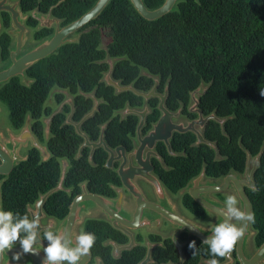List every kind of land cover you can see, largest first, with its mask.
<instances>
[{"label":"trees","instance_id":"16d2710c","mask_svg":"<svg viewBox=\"0 0 264 264\" xmlns=\"http://www.w3.org/2000/svg\"><path fill=\"white\" fill-rule=\"evenodd\" d=\"M20 2L25 16L34 11L62 22V27L79 20L88 13L99 0H12ZM166 0H145L150 11L159 9ZM5 27L11 24L10 17L3 15ZM31 28L38 23L31 17L27 22ZM92 28V29H91ZM90 29V30H89ZM53 32H35L34 39L41 43ZM78 43L62 47L49 59L42 61L28 73L30 86L21 79H15L0 89V101L9 110L11 127L22 130L28 118L32 119V130L41 144L45 140L44 118L52 114L47 101L51 92L58 88L54 101H66V93L73 98L76 107L75 121L80 122L93 108L94 94L102 104L93 119L87 122L83 131L92 141H98L100 129L110 122L106 130V142L116 149L120 146L128 151L133 149L138 119L130 117L121 122L116 113L127 105L135 108L143 106V100L131 92L117 95L113 88L103 82L109 72L105 64L107 57L115 60L114 80L124 87L133 86L137 91L149 92L157 77L164 92L169 83L167 107L172 112L184 108L183 115L189 120L197 119L188 111L191 95L201 86L208 87L201 98L200 110L205 117L216 113L220 119H227L222 127L210 122L205 130L206 141L213 143L217 151L207 145L196 146L193 134L176 135L172 140L169 155L164 145L157 147L168 170L156 163V171L166 188L174 195L183 191L198 177L203 169L207 178L221 179L232 173L244 174L247 153L252 158L260 155L264 148V0H179L174 11L155 22L143 19L129 0H113L102 16L80 33ZM78 35V36H79ZM103 35L110 39L107 49L102 48ZM11 38L3 33L0 45L3 59H9ZM158 101L152 100V114L148 118L145 134L157 123L160 113ZM65 113L54 118L51 124V138L47 148L51 154L43 162L41 153L31 149L28 158L18 164L13 174L1 187L2 209L28 213V206L34 205L42 195L59 186L62 178V161L70 167L63 182L64 189L54 194L45 211L53 218L63 220L69 213L75 197L81 194V184L88 182L89 190L98 195L115 198L114 187H121L118 175L105 168L107 154L97 152L94 166L88 161L89 151H85L80 161L76 155L83 140L74 128L63 127ZM3 178L0 177V181ZM256 191H248L255 222L257 248L264 245V153L255 175ZM183 206L193 216L204 219L206 212L188 195L183 198ZM85 232L97 237L91 251L105 264H139L146 257L147 249L142 246L144 239L137 236L140 244L117 261L112 257L111 248L104 247L107 241L126 245L128 239L114 231L108 223L90 221ZM152 243H162L160 237H149ZM187 241V237H183ZM196 251L184 249L185 264H200L206 260L225 258L213 257L209 246H203L196 239ZM47 243V241H46ZM153 258L156 264H179L180 257L171 241H164L157 248Z\"/></svg>","mask_w":264,"mask_h":264},{"label":"water","instance_id":"95a60500","mask_svg":"<svg viewBox=\"0 0 264 264\" xmlns=\"http://www.w3.org/2000/svg\"><path fill=\"white\" fill-rule=\"evenodd\" d=\"M112 1L113 0H99L94 8L88 13L82 16L79 20L70 23L65 27H62V22L60 20L53 17L52 12L44 15L37 10L34 11L31 17L39 24V31H54V34L33 48L26 50L25 47L28 42L29 31L26 26V18L20 8V2L0 0V12L7 13L11 16L14 29L11 33L13 38L11 62L6 68L0 69V87L18 78L21 79L25 86H30L31 81L28 79L27 73L42 61H45L52 55L56 54L62 47L78 43L80 39L79 33L93 22L97 21ZM129 1L138 14L149 22H155L168 16L174 11L179 2V0H166L159 9L150 11L144 4L145 0ZM25 51L27 53L24 54ZM1 54L0 49V65L2 62ZM115 63V60L111 59L109 56L105 61V64H107L110 68L103 80L107 87L113 88L117 95L131 92L135 96L143 98L146 102H149L153 98H159L161 101L159 110L162 113V117L145 138L141 137L140 132L146 127L147 117L150 114L149 109L146 108L142 112L127 109L123 114L124 116L135 115L140 118V124L138 127L140 147L136 148L134 153L129 156L126 155V151L123 148H118L116 152H113L108 148L104 140L106 126L102 128V135L99 143H92L89 138L82 133V125L94 117L99 105L101 104V101L97 100L94 94L89 96L94 101V108L92 112L88 114L81 123L75 124L72 121L74 117V106L72 104L73 98L66 93L67 99L61 106L60 110L54 113L53 116L46 121V124L48 125L47 131H49L50 123L55 116L62 112V108L65 105H70L72 107V114L69 116L66 125L74 126L78 136L85 140V144L82 146L80 154L85 148L91 149L92 161L95 151L103 148L110 155V159L107 164V167L110 169L112 168L113 162L122 161L119 174L123 180L125 188L132 195L136 208H131L125 200L124 192L121 190H117L119 199L113 200L100 195L92 194L88 191L87 185H83L82 195L78 196L74 200L70 215L60 227L58 234L65 233L70 236L73 241V246H75V239L77 236L75 232L76 228L83 223L84 219L93 218L102 214L109 222H111L112 227L116 231L122 232L130 238V245L126 247H119L118 245L111 243V245L116 248V255L118 256L120 252L132 250L136 246L132 231L147 229L148 232L154 234L158 232L163 224V221L166 220L176 230L173 236V242L181 258L180 264H185L186 259L183 249L186 244H182L180 242V236L187 233L190 237L203 242L205 237L213 234V228L218 223L225 220L223 212L226 211V207L220 202L214 200L211 197L213 194H234L239 200L240 206L253 213L252 205L247 196V190L256 191L255 175L260 167V161L264 153V148L260 155L254 159L249 153H247V163L244 175L245 178H243V175L240 173H232L219 180H206V171L203 169L200 176L192 180L187 188L182 191V195L186 193L189 194L199 206L204 208L209 213L214 214L217 219L213 227L210 229L202 228L194 222L187 220L178 213L176 206L172 204L164 185H162V183L153 176L154 170L151 165V159H159L154 152L155 147L158 143H164L168 148L170 155L175 156L172 151L171 140L176 135L184 136L193 134L197 138L196 146L207 145L211 147V149L217 151L215 144L206 141L205 130L210 122H216L222 127L224 133V124L227 122V119L218 118L216 113H213L208 117L204 116L203 112L200 110V101L201 98L206 95L209 88L201 86L192 93V105L189 109V112L197 115L198 119L192 122L179 121L176 123L175 120L180 119L182 110L177 113H171L166 107V103L169 98V83L166 86L164 95H158L156 93L159 87V79L157 77H153L156 85L148 94L137 91L133 86L124 87L120 82L114 80L113 75L115 71ZM31 123L32 119L29 118L25 127L19 134L16 135L11 132L9 133L8 140H5L4 137L0 135V177L7 179L12 175L16 165L24 161V159L19 156L20 150L22 148L29 147V144L32 145V148L41 152L44 160H48L50 158L46 149L40 145L38 139L33 134ZM133 157L136 158V161L140 166L139 168L133 167ZM67 166L68 163L64 162L62 169V181L59 186L46 195L40 197V201L37 203V211L34 212L30 207L28 208L31 218L33 216H38L40 221L45 219L46 215L44 214L43 208L53 194L63 191V181L66 176ZM137 179L144 180L154 187L158 198V204H151L146 200L142 191L136 185ZM5 181L6 180L0 182V189ZM1 201L0 193V208ZM53 228H55V224L53 222H51V226L48 228L42 227L40 223L39 235L41 232ZM254 236L255 233L253 231L252 223H249L245 226L244 236L237 242L236 254L239 264H264V245L261 246L255 254L251 255V240ZM202 244L207 245L204 243ZM148 246V256L141 264L153 263L152 251L154 246L150 244ZM19 251H21V249L17 243L12 251L6 250L5 255L0 257V264H44L45 254L40 251H37L38 253L35 255L31 253L26 254L19 262L12 261V255ZM232 255L233 252L230 257H227V262L223 264H235V260L232 258ZM91 259L92 255L90 252L88 256L83 258L80 264H88ZM100 264L102 263L100 262ZM203 264H208V261H203Z\"/></svg>","mask_w":264,"mask_h":264},{"label":"flooded vegetation","instance_id":"af4514ba","mask_svg":"<svg viewBox=\"0 0 264 264\" xmlns=\"http://www.w3.org/2000/svg\"><path fill=\"white\" fill-rule=\"evenodd\" d=\"M11 1H12V0H11ZM12 2H13V1H12ZM3 15H8V16L10 17L11 24H10L9 27H5V25H4ZM23 15H24V14H23ZM31 15H32V14H31ZM31 15H30V16H25V15H24V17L26 18V26H27V29H28V31H29L30 29H33V30H35V32H38V31H39V29H38L39 24H38V26H37L36 28H31V27H29V26L27 25V22H28V20H29V17H31ZM31 18H32V17H31ZM32 19H33V18H32ZM35 22H36V21H35ZM13 30H14V29H13V21H12L11 16H10L9 14H7V13H2V12H0V38H1V36H2L3 33H7V34L9 35V37L11 38V44H10V48H9V59H8L7 61H4V59H3V50H2V47H1V45H0V49H1V53H2V54H1V55H2V56H1L2 62H1V65H0V69H4V68H6V67L10 64V62H11V52H12V49H13V38H12V36H11V33L13 32ZM40 31H42V30H40ZM47 31H48V30H47ZM51 32H53V34H54V31H51ZM34 40H35V39H34ZM37 44H39V43L37 42ZM25 53H27V52L25 51L24 54H25ZM153 80H154V79H153ZM155 85H156V83H155V81H154V86H153V88L155 87ZM160 86H161V82H160V80H159V87H158L156 93H157L158 95H164V94H165V91H166V87H165L164 92H159V88H160ZM166 86H167V85H166ZM2 87H3V86H2ZM2 87H0V89H1ZM153 88H152L149 92H142V93L148 94V93H150V92L153 90ZM139 92H140V91H139ZM136 97H137V96H136ZM138 98H140V97H138ZM141 99L143 100V106L133 108V107L127 105L123 110H121V111H119V112L116 113V116L119 117V119H120L121 122L127 120V119L130 118V117H134V118H137V119H138V125H137V128H136L135 137L133 138V149H132L131 151H128V150H127L125 147H123V146L118 147V148H123V149H125V151H126V155H127V156L133 154L134 151H135V149L140 147L139 135H138V127H139V124H140V118H139L138 116H135V115H127V116H124V115H123L124 112H125L127 109L142 112V111H144L146 108H148L149 111H150V114H149L148 117H147V122H148V118H149V116L152 114V109H151V107H150V102H151L152 100H156V101H158L157 110H158L159 113H160V118H159L158 122L160 121V119H161V117H162V113H161V111L159 110V106H160V102H161L159 98H153V99H151L149 102H146L143 98H141ZM64 102H65V101H64ZM64 102L61 103V104H57V103L55 102V104H56V108H57L58 110H57V109H53L51 106H48V105L46 104L47 107H50V108H51V110H52V114H51L49 117L44 118V120H43V123H44V125H45V140H46V142H45L44 144H41L40 142H39V143H40V145H41L43 148L46 149V151H47V153L50 155V157H51V154H50V152H49V150H48V148H47V144H48V142H49V140H50V138H51V124H52V122H53L54 119H53L52 122L50 123L49 131H47V129H48V125L46 124V121H48V120L53 116L54 113H56V112H58V111L60 110V108H61V106L64 104ZM167 102H168V100H167ZM72 104H73V106H74V117H73V120H72V121H73V123H75V124H79V123H81V122L83 121V119H84L88 114H90V113L92 112L93 108H94V104H93V108H92V110H91V111H90V112H89V113H88V114H87V115H86V116H85L80 122H76V121H75L76 107H75L74 102H73ZM101 104H102V102H101ZM101 104H100V105H101ZM100 105H99V107H100ZM191 105H192V100H191ZM191 105H190V107H191ZM99 107H98V110H97V112L95 113V115L98 113V111H99ZM166 107H167V103H166ZM190 107H189V109H190ZM66 108H69V109H70V113L66 115L67 117H66V120H65V122H64V124H63V127H66V126H67V127L74 128L75 133H76V135L78 136L77 131H76V128H75L74 126L66 125L69 116L72 114V107H71L70 105H65V106L62 108V112H61L60 114H57V116L64 114ZM167 109H168V107H167ZM189 109H188V111H189ZM180 110H182V114H181V117H180L179 120H175L176 123H178L179 121L192 122V121H195V120H196V119H195V120H189L188 118H186V117L183 115V112H184V108H183V107L180 108ZM180 110H179V111H180ZM168 111H170V110L168 109ZM170 112H171V113H177L178 111H177V112H172V111H170ZM189 113H190V112H189ZM190 114H191V113H190ZM95 115H94V117H95ZM191 115H194V114H191ZM94 117H93V118H94ZM55 118H56V116H55ZM93 118H91V119H93ZM182 118H184V119H182ZM28 119H29V118H28ZM91 119H90V120H91ZM197 119H198V116H197ZM90 120L86 121V122L82 125L81 130H82V133L85 134V135H86V133H84V131H83V127H84V125H85L87 122H89ZM147 122H146V127L143 128V129L141 130V132H140L142 138H145V137L149 134V132L153 129L154 125H156V124L158 123V122H157V123L153 124L152 127H151V130H149V132H147V133L145 134V131H146L147 127H148V123H147ZM26 123H27V122H26ZM109 124H110V122L106 123L105 125H103V126L101 127V129H100V137H99V140H98V141H96V142H95V141H92V140L88 137V135H86V136L89 138V140H90L92 143H99L100 138H101V135H102V128H103L104 126H106V129H105V132H104V140H105V143H106V145L108 146L109 149H111L113 152H116V150H117L118 148L113 149V148H111V147L108 145V143L106 142V135H105V133H106V130H107ZM11 128H12V127H11ZM31 128H32V123H31ZM32 131H33V130H32ZM10 132L13 133V134H16V135H17V134H19V133L21 132V130H20V131H16V130H14V129L12 128V130H11ZM10 132H9V133H10ZM9 133H8V137H4V136H3L5 140H8V139H9ZM33 134H34V133H33ZM78 137L81 138L80 136H78ZM36 138H37V137H36ZM81 139L83 140V143H82V145L80 146V148H79V150H78V153H77V155H76V160L80 161V159L83 157L84 152H85V151H89L88 161H89V163H90L91 166H94V158H95V155L97 154V152H99V151H103V152L106 153L107 156H108L107 161H106V164H105V168H106L107 170H109V171H113V172H115V173L118 175V177H119V179H120V181H121V187H114V188H113L114 192L116 193V197H115V198H109V197H106V196H103V197H106V198H108V199L117 200V199H119V194H118L117 190H121V191L124 192V196H125V200H126V202L131 206L132 209H135V208H136V205H135V203H134L133 197H132V195L130 194V192L125 188L124 183H123V180H122V178L120 177V174H119V172H120V168H121V166H122V161H119V162H113V164H112V168H111V169L108 168V167H107V164H108V161H109V159H110V155H109V154H108L103 148H101V149H97V150L95 151V154H94V156H93V158H92V161H91V153H92V150H91V149H89V148H85V149L82 150V152H81V154H80V150H81L82 146L85 144V140H84L83 138H81ZM173 139H174V138H173ZM173 139H172V140H173ZM172 140H171V142H172ZM161 144L164 145V146L166 147V145H165L164 143H158V144L156 145L154 152H155V154L159 157V159H157V158H152V159H151V165H152L153 170H154V171H153V176L156 177V178L162 183V185H164V183L162 182L160 176L157 174L156 166H155L156 163H158V164H159L164 170H168V167L166 166V164H165V162H164L162 156H161V155L158 153V151H157V147H158L159 145H161ZM171 147H172V144H171ZM31 149H34V148H32V145L29 144V147H28V151H27V153H29V151H30ZM166 149H167V151H168V153H169V155H170V152H169V150H168L167 147H166ZM36 150H37V149H36ZM20 151H21V150H20ZM38 151H39V150H38ZM172 151H173V150H172ZM39 152H40V151H39ZM19 153H20V152H19ZM40 153H41V152H40ZM173 153H174V152H173ZM79 155H80V156H79ZM174 155L176 156L175 153H174ZM78 156H79V158H78ZM170 156H171V155H170ZM41 157H42L43 162L48 161V160L50 159V158H49L48 160H44L42 155H41ZM172 157H174V156H172ZM27 158H28V154H27V156H26L25 158H22V159H24V161H25ZM24 161H23V162H24ZM64 162H67V163H68V166H67V172H68V169H69V167H70V164H69L68 161H62V169H63V164H64ZM21 163H22V162H21ZM19 164H20V163H19ZM17 165H18V164H17ZM17 165H16V166H17ZM132 165H133L134 168H139V167H140L139 164L137 163L135 157H133V159H132ZM67 172H66V175H67ZM12 174H13V173H12ZM62 174H63V171H62ZM242 175H243V178H245V177H244L245 173L242 174ZM199 176H200V175H199ZM199 176H198V177H199ZM226 177H227V176H226ZM65 178H66V176H65ZM196 178H197V177H196ZM7 179H8V178H7ZM7 179L3 178V180H7ZM3 180H2V181H3ZM64 180H65V179H64ZM206 180H219V179H210V178H207V176H206ZM61 181H62V178H61ZM61 181H60V182H61ZM0 182H1V181H0ZM63 182H64V181H63ZM191 182H192V181H191ZM191 182H190V183H191ZM190 183H189V184H190ZM59 184H60V183H59ZM189 184H188V185H189ZM83 185H87V189H88V191H89L90 193H92V192L89 190V188H88V182H85V183L81 184V186H80V187H81V194H80V195H82V186H83ZM136 185L140 188V190L142 191L143 195L145 196L146 200H147L149 203H151V204H158V198H157L156 191H155L154 187H153L151 184H149L148 182H146V181H144V180H139V179H137V180H136ZM1 187H2V186H1ZM164 188L166 189V191H167V193H168V195H169V197H170V200H171L172 204L176 206V208H177V210H178V213H179L182 217L186 218L187 220H189V221H191V222H194V223L197 224L198 226H200V227H202V228H205V229H210V228L213 227V225H214V223H215V221H216V219H217V217H216L214 214L209 213L208 211H206L204 208H202V207L200 206V207H201L202 209H204L205 212H206V217H205L204 219H201V218H197V217L193 216L188 210L185 209V207L183 206V198H184L185 195L190 196L189 194L186 193V194H183V195H182V191H181L179 194L174 195V194H172V193L166 188L165 185H164ZM186 188H187V187H186ZM186 188H185V189H186ZM55 189H56V188H55ZM53 190H54V189H53ZM63 191L70 192V191L64 189V185H63ZM248 191H250V190H247V192H248ZM60 192H62V191H60ZM251 192H253V191H251ZM0 193H1V189H0ZM57 193H59V192H57ZM55 194H56V193H55ZM92 194H94V193H92ZM229 194H231V193H225V194H213L211 197H212L214 200H216V201L220 202L221 204H223L222 201L219 199V197H220V196H223V195H229ZM53 195H54V194H53ZM53 195H52V196H53ZM80 195H79V196H80ZM96 195H98V194H96ZM233 195H234V194H233ZM42 196H43V195H42ZM52 196H51V197H52ZM100 196H102V195H100ZM178 196L180 197V200L177 198ZM247 196H248V195H247ZM51 197H50V198H51ZM77 197H78V196H77ZM77 197H75V198L73 199L72 204H71L70 209H69V213H68L67 217H66L65 219H63V220H58V219H56V218L50 217V216L46 213V211H45V207H46L48 201L50 200V198H49V200L47 201L46 205H45L44 208H43V211H44V214L46 215V217H45V219H42V220L40 221L41 226L44 227V228H48L49 226H51V222H53V223L55 224V228L50 229V230H52L54 233L58 234L60 227H61L62 224L65 222V220L69 217V215H70V211H71V207H72V205H73L74 200H75ZM1 200H2V196H1ZM39 201H40V198H39V200H38L34 205H29L28 208L30 207L32 211L36 212V211H37V203H38ZM238 201H239V200H238ZM195 203H196V202H195ZM250 203H251V202H250ZM196 204H197V203H196ZM197 205H198V204H197ZM223 205H224V204H223ZM224 206H225V205H224ZM239 206H240V203H239ZM225 207H226V206H225ZM1 208H2V201H1ZM180 210L184 211V213L186 214V216H183V215L180 213ZM28 213H29V211H28ZM29 215H30V213H29ZM209 217H211V218H209ZM30 219H31V215H30ZM90 221H101V222L108 223V224L111 226V228H112L114 231H116V230L112 227L111 222H109V221L107 220V218H106L104 215L99 214V215H97L96 217H93V218H86V219H84L83 223H82L81 225H79V226L76 228V230H75L76 234H77V235L80 234V233H79V230H80V229H82V231L85 232V230H86V226H87L88 222H90ZM233 222L235 223V221H233ZM166 226H168V227L172 230V233H171V234H168L167 232H164V228H165ZM253 231H254V230H253ZM116 232H119V231H116ZM142 232H145V233H146V236H143ZM175 232H176V230L171 226V224L168 223L166 220H164V221H163V224H162V226H161V228L158 230L157 233L152 234V233L148 232L147 229H139V230H134V231H132V234L134 235V239H135V243H136V246H135L132 250H129V251H122V252H120V253L118 254V256H117V255H116V248H115L113 245H111V243L118 245L117 243H115V242H113V241H107V242L104 244V247H106V248H111V254H112V257H113L115 260L119 261L125 253H129V252L133 251L135 248H137L138 246H140V244L137 242V236H138V235H141L142 238L144 239V243L142 244V246H144V247L147 249L146 257L144 258V260H145V259L147 258V256H148V252H149V246H148V245L150 244V245H153V246H154V249H153V251H152V261H153L152 264H156V262H155V260H154V258H153V255H154L155 250H156L157 248L163 246V242H164V241H171V242L173 243V245H174V242H173V236H174ZM119 233H121L124 237H126V238L128 239V243H127L126 245H118V246H119V247H126V246L130 245V242H131V241H130V238H129L128 236L124 235L122 232H119ZM254 233H255V236H256V232H255V231H254ZM151 236H154V237H160V238L162 239L163 242H162V243H152V242L149 240V237H151ZM255 236H254V238L251 240V242H252V241L254 242V248L251 247V251H250V252H251V255L255 254V253L261 248V247H260V248H257V247H256V244H255ZM43 237H44V232H41V233H40V239L43 240ZM183 237H187V241H183V240H182ZM179 239H180V242H181L182 244H186V246H187V245H189V243L191 242L192 239H196V238H192V237L189 236V234L185 233V234L181 235ZM196 240H197V239H196ZM197 241H199V240H197ZM199 242H201V241H199ZM201 243H202V242H201ZM202 245H203V244H202ZM43 246H44V247L47 246L46 241H43ZM43 246H42V245H37V246H35V250H36V251H40L41 253L44 254V252H43ZM186 246L184 247V249L186 248ZM203 246H208V245H203ZM174 247H175V245H174ZM175 249H176V247H175ZM184 249H183V253H184ZM236 249H237V244H236L234 250L232 251V252H233L232 258L235 260V264H239V262H238V260H237ZM176 250H177V249H176ZM90 252H91V255H92V259H91L90 263H88V264H100V262H101L102 264H105L104 261H103L101 258L96 257V256L93 254V252H92L91 250H90ZM177 252H178V250H177ZM178 255H179V252H178ZM184 256H185V259H186V261H187V258H186L185 253H184ZM179 257H180V255H179ZM144 260H143V261H144ZM143 261H141L139 264H141ZM203 261H209V260H206V259L203 258V259L201 260L200 264H203ZM226 262H227V257H225V262H224V263H226ZM65 263L67 264V262H65ZM180 263H181V258H180ZM180 263H179V264H180ZM185 263H186V262H185Z\"/></svg>","mask_w":264,"mask_h":264},{"label":"clouds","instance_id":"9594fccd","mask_svg":"<svg viewBox=\"0 0 264 264\" xmlns=\"http://www.w3.org/2000/svg\"><path fill=\"white\" fill-rule=\"evenodd\" d=\"M261 96L264 91L261 90ZM226 211L223 212L225 220L218 223L212 230V235L205 237L202 243L207 244L213 257H230L238 240L245 234V226L255 222V216L248 210L239 206L235 195L226 198ZM235 221V223L233 222ZM40 219L33 216L31 219L27 214L21 216L13 211L0 208V257L7 251H12L18 243L21 251L15 252L11 260L19 262L26 254H37L36 245L43 246L45 254L44 264H80L84 257L90 254V250L96 243L97 237L91 232H81L76 236L75 246L73 241L65 233L56 234L52 230H45L43 240L40 239ZM196 251V242L193 240L188 245ZM208 264H220L218 259H210Z\"/></svg>","mask_w":264,"mask_h":264},{"label":"rangeland","instance_id":"374dc122","mask_svg":"<svg viewBox=\"0 0 264 264\" xmlns=\"http://www.w3.org/2000/svg\"><path fill=\"white\" fill-rule=\"evenodd\" d=\"M34 34H35V30L30 29L29 33H28V42H27V45L25 47L26 50H29V49H31V48H33L34 46L37 45V42L34 40ZM109 43H110V39L107 36L103 35L102 48L103 49H107ZM57 91H58V88H55L51 92V95H50V97H49V99L47 101V105L51 106L53 109H57L55 101H54V95H55V93ZM182 119H184V118H182ZM11 130H12V128H11V124H10V121H9V110H8L7 106L3 102L0 101V135H2L4 137H8V133ZM27 151H28V147L27 148H22L20 153H19V156L21 158H25L27 156V154H28ZM229 195H233V194H229ZM229 195H223V196L219 197V199L222 201V203L225 206H226V203H225L226 202V198ZM177 198L180 200L179 196ZM209 218H211V217H209ZM81 232H82V229L79 230V233H81ZM164 232H167L168 234H171L172 230L168 226H166L164 228ZM142 234H143V236H146L145 232H142ZM251 246H252V248H254V242L253 241H252V245ZM64 264H66V263L64 262Z\"/></svg>","mask_w":264,"mask_h":264},{"label":"bare ground","instance_id":"6f19581e","mask_svg":"<svg viewBox=\"0 0 264 264\" xmlns=\"http://www.w3.org/2000/svg\"><path fill=\"white\" fill-rule=\"evenodd\" d=\"M180 213H181L183 216H186V214L184 213V211L180 210Z\"/></svg>","mask_w":264,"mask_h":264}]
</instances>
